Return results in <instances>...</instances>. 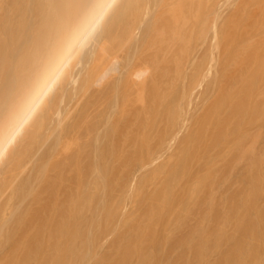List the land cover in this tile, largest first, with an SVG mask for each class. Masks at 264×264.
I'll list each match as a JSON object with an SVG mask.
<instances>
[{
  "label": "rangeland",
  "instance_id": "rangeland-1",
  "mask_svg": "<svg viewBox=\"0 0 264 264\" xmlns=\"http://www.w3.org/2000/svg\"><path fill=\"white\" fill-rule=\"evenodd\" d=\"M78 1L0 0L7 92L25 82ZM126 1L102 34L105 50L85 58L76 83L32 126L13 168L47 159L49 151L65 161L91 153L100 166L109 165L110 183L96 191L105 195V206L97 204L92 246L83 252L81 234L77 250H65L59 264H93L102 255L103 264H214L213 235L224 237L229 223L214 228L216 211L194 223L189 208L255 202L260 193L253 196L254 188H264V0H232L221 8L210 0ZM112 54L123 73L100 90L91 88ZM140 65L149 74L131 85L129 74ZM90 217L81 225L90 226ZM262 242L252 260L243 254L240 262L263 260Z\"/></svg>",
  "mask_w": 264,
  "mask_h": 264
},
{
  "label": "bare ground",
  "instance_id": "bare-ground-1",
  "mask_svg": "<svg viewBox=\"0 0 264 264\" xmlns=\"http://www.w3.org/2000/svg\"><path fill=\"white\" fill-rule=\"evenodd\" d=\"M231 1L210 0V3L221 8L228 6ZM6 3L4 1L7 6ZM76 4L73 15L64 21L61 31L55 32L45 42L38 58L34 60V69L26 71L28 76L15 93L10 90L7 92L6 87H3V63L0 64V264H59L63 261L65 250H77L76 242L81 234L83 238L86 237L82 244L85 252L86 245L89 246L88 251L92 246V237L99 232L100 225H97L101 214L99 212L100 215L97 213L99 216L96 214L95 217V213L98 210L97 204L104 202L105 195L99 197L96 191L100 185L105 188L110 183V170L105 169L109 168L107 163H103L106 167L103 164L100 166L96 155L91 153L79 158L80 155H76L65 161L60 155L54 153V156L49 151L47 159L37 160L32 156L33 159L29 158L28 162L26 160L17 164L20 165L19 170L13 168L20 149L27 146V134L32 132L33 125L38 124L52 101L60 99L63 90L76 83L84 68L85 58L93 49L105 50L106 41L103 43L101 39L104 30L127 1L81 0ZM184 61L187 64L189 57L186 56ZM123 69V63L116 54H112L104 59L95 72L90 87L102 89L121 75ZM149 71L145 65L133 69L129 74L131 85L143 82ZM260 188L256 186L253 190V196L256 192L260 193L255 202L241 198L238 202L223 203L224 206L193 203L189 208L188 220L194 223L212 211L218 213L217 219H214L216 222L213 225L217 224L214 228L222 230V225L229 223L224 237L219 235L220 232L213 235L217 236L213 247L214 264H243V261L240 262L243 254L247 258L253 257L256 244L264 241V188ZM219 209L223 214L218 212ZM101 210L106 211V208ZM88 216L93 220L89 222ZM84 218H88L85 222L91 223L90 226L87 222L82 224L84 228L88 225V231L81 225ZM92 223L97 224V227L92 226ZM91 226L97 232L93 229L92 232ZM193 239L189 242L192 245L196 243ZM180 241L178 246L181 245ZM85 254L84 260L91 253H87V256ZM91 256L90 259L94 257L92 261L96 260L93 264H103V260L105 262L104 255L103 260ZM83 258H79L81 262ZM256 264H264V259Z\"/></svg>",
  "mask_w": 264,
  "mask_h": 264
}]
</instances>
